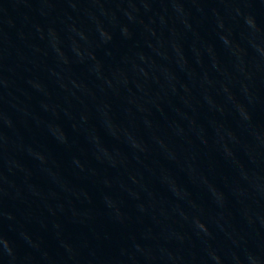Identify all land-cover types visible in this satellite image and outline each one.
I'll use <instances>...</instances> for the list:
<instances>
[{"label":"water","instance_id":"1","mask_svg":"<svg viewBox=\"0 0 264 264\" xmlns=\"http://www.w3.org/2000/svg\"><path fill=\"white\" fill-rule=\"evenodd\" d=\"M0 264H264V0H0Z\"/></svg>","mask_w":264,"mask_h":264}]
</instances>
